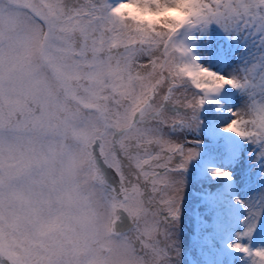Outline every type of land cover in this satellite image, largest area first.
Listing matches in <instances>:
<instances>
[{
	"label": "snow or ice",
	"instance_id": "snow-or-ice-1",
	"mask_svg": "<svg viewBox=\"0 0 264 264\" xmlns=\"http://www.w3.org/2000/svg\"><path fill=\"white\" fill-rule=\"evenodd\" d=\"M243 3L247 11L238 0H39L29 8L39 25L37 64L0 33V264H182L184 223L208 254L204 264H237L233 253L242 254L243 264H264V247L251 246L254 234L264 238V196L245 205L222 191L192 190L188 169L204 141L187 142L197 145L189 147L163 132L199 130L205 126V104L218 103L214 97L225 87L243 90L245 106L227 110L232 118L221 131L256 145L264 164V88L253 83L252 69L241 78L212 71L177 39L182 28L203 30L216 23L230 39L242 38L233 37V29L247 30L264 45V0ZM116 9L119 15L113 14ZM127 19L140 22L132 35ZM73 33L82 38L74 55L86 63L90 37L94 52L107 37L110 46L135 41L125 50L146 56L151 79L142 84L139 111L132 117L145 127L134 146L124 142L123 132L118 149L115 142L106 148L103 136L96 143L85 140L79 152L63 142L69 102L87 107L96 97L95 89L79 97L72 81L98 76L81 73L79 61L71 70L59 63L56 53L71 50ZM58 44L69 47H54ZM169 106L186 112L170 114ZM206 127L219 137L211 120ZM215 147L223 153L237 145L217 140ZM210 172L213 179L233 180L227 168ZM236 205L245 207L242 218ZM124 216L131 222L127 231L118 228ZM237 223L241 231L234 230ZM233 233L235 239H228Z\"/></svg>",
	"mask_w": 264,
	"mask_h": 264
},
{
	"label": "rangeland",
	"instance_id": "rangeland-1",
	"mask_svg": "<svg viewBox=\"0 0 264 264\" xmlns=\"http://www.w3.org/2000/svg\"><path fill=\"white\" fill-rule=\"evenodd\" d=\"M69 2L75 4L77 0H69ZM111 2L115 4L119 0H111ZM36 3H39V0H0V33L3 34L6 43L11 45L13 49H20L22 52H25L28 62L32 64L38 63L40 54V48L37 43L39 25L34 24L29 11V8ZM125 23L130 26L129 35L135 33L136 26L140 24L139 21L132 19L125 20ZM141 27L147 28L149 25L141 24ZM197 30V34H194L190 28H182L177 35V39L191 49V55L196 58L198 63L212 71L220 72L224 75H234L238 78L249 74L248 70L252 69L250 76L253 83L257 88H264V60L261 59L264 57V45H261L257 36L250 39L251 50H245L241 56H237L239 58L236 56L233 57V55L230 56L229 52L227 56L224 55L222 58V65H216L215 61L220 59L219 54L216 52L217 42L223 43L226 48L229 46L232 38L230 39L225 27L216 23H212L206 29ZM69 41L71 50L56 53L60 57L59 63L65 66V70H71L73 62L79 61V70L81 73L93 71L97 72L98 76L95 81H89L85 78H81L79 81H72L74 86H78L79 97L87 94L85 89H95L96 97L92 102L87 104V107L84 106L83 101L79 104L75 101L69 102L71 111L68 113V138L63 142L71 144L74 152H79L84 146L85 140L96 143L103 136L106 148H111L115 142L118 149V137L123 132L125 133L124 142L130 147L134 146L138 136L143 133L145 127V125L138 123L134 124L132 117L139 111L141 97L145 91L142 84L151 79L148 75L151 69L147 66L146 56L140 54L138 51L135 54H130L125 50V45L131 46L135 41L125 40L123 44L110 46L107 42V37H105L106 42L103 45L99 42L96 44L98 51L94 52L92 38L90 37L87 51L88 62L86 63L83 57L74 55V52H78L82 44V38L79 33L71 34ZM54 47L67 48L69 45L58 44ZM226 88L230 87H225V89L214 97L218 103L205 104L201 112L204 125H208L209 121L207 119L211 120L216 131L219 133L218 138L210 136L208 130H206L207 127L205 129L201 127L199 130H194L189 127H178L176 129L164 128V134L173 141L181 143L202 139L206 144L200 146L201 151L199 157L205 155V158H208L207 152L213 149V142L217 140L222 141L221 139L226 135L225 132L221 131V125L228 123L232 118L227 110L229 108L233 110L241 108L245 106V102L248 100V95L245 91L233 89V93H231L225 92ZM36 91L38 93V90ZM168 111L170 114H175L176 112L183 114L186 112L184 109L173 106H169ZM215 114L219 115L209 117ZM149 126L155 127L154 124ZM236 138L235 143L237 144L238 142L240 145L237 147L239 149L235 148L234 152L237 154L236 157L240 159L233 163V171L239 169L241 174L238 177V173L232 172L233 180L231 182L239 187L238 190L242 191L245 198V205H247L249 202L255 203L261 196H264V176L257 175V163L259 159L256 153L259 151V148L256 145L241 140L239 137ZM187 146L196 147L197 145L187 143ZM90 150L91 145H89ZM225 161L223 160V162ZM223 162L222 165H224ZM204 165L198 159H195L189 166L188 174L192 190L200 188L201 186L211 190L213 188L215 189L218 184H221V187H218L215 191L224 192L229 200H232L223 186L227 180H220L219 178L213 179L210 172V169H213L212 165L209 163H205ZM198 170L203 173L197 175L195 172ZM106 171L110 179H115L111 170ZM197 180L202 181V184L197 183ZM237 182L245 186L244 189ZM190 199L191 191L186 193V200ZM263 218L264 215L261 216V220ZM130 226L131 222L126 216L122 217V221L118 224V228L121 231H127ZM190 227L191 225L188 223H184L181 226L182 231L179 242L181 245L182 264H188L187 262L193 259L189 251L196 246L188 237ZM235 229L236 225L234 227ZM239 231L241 230L239 229ZM192 236L195 238L194 232ZM228 239L234 240L235 236L232 238L230 235ZM244 242L249 243L247 240ZM251 246L253 248L264 247V238L254 234ZM233 256L237 264H243L240 260L241 253H233ZM196 263L202 264L203 261L197 260Z\"/></svg>",
	"mask_w": 264,
	"mask_h": 264
},
{
	"label": "clouds",
	"instance_id": "clouds-1",
	"mask_svg": "<svg viewBox=\"0 0 264 264\" xmlns=\"http://www.w3.org/2000/svg\"><path fill=\"white\" fill-rule=\"evenodd\" d=\"M193 3H195V0H193ZM239 7L242 11H247V5L243 3V0H238ZM119 9L114 10V15H119Z\"/></svg>",
	"mask_w": 264,
	"mask_h": 264
},
{
	"label": "bare ground",
	"instance_id": "bare-ground-1",
	"mask_svg": "<svg viewBox=\"0 0 264 264\" xmlns=\"http://www.w3.org/2000/svg\"><path fill=\"white\" fill-rule=\"evenodd\" d=\"M227 135H233L232 133H228Z\"/></svg>",
	"mask_w": 264,
	"mask_h": 264
}]
</instances>
